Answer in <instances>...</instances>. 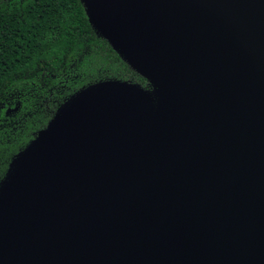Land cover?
<instances>
[{
  "label": "water",
  "instance_id": "1",
  "mask_svg": "<svg viewBox=\"0 0 264 264\" xmlns=\"http://www.w3.org/2000/svg\"><path fill=\"white\" fill-rule=\"evenodd\" d=\"M80 2L150 87L83 86L14 154L0 264H264V0Z\"/></svg>",
  "mask_w": 264,
  "mask_h": 264
},
{
  "label": "trees",
  "instance_id": "2",
  "mask_svg": "<svg viewBox=\"0 0 264 264\" xmlns=\"http://www.w3.org/2000/svg\"><path fill=\"white\" fill-rule=\"evenodd\" d=\"M105 79L150 87L96 35L80 0H0V180L61 103Z\"/></svg>",
  "mask_w": 264,
  "mask_h": 264
}]
</instances>
